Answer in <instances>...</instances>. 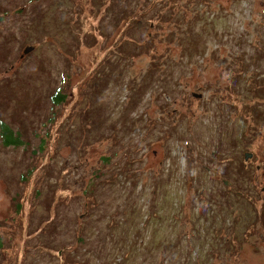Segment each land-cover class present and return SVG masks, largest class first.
Returning <instances> with one entry per match:
<instances>
[{
    "label": "rangeland",
    "instance_id": "1",
    "mask_svg": "<svg viewBox=\"0 0 264 264\" xmlns=\"http://www.w3.org/2000/svg\"><path fill=\"white\" fill-rule=\"evenodd\" d=\"M261 216L264 0H0V264H264Z\"/></svg>",
    "mask_w": 264,
    "mask_h": 264
},
{
    "label": "flooded vegetation",
    "instance_id": "2",
    "mask_svg": "<svg viewBox=\"0 0 264 264\" xmlns=\"http://www.w3.org/2000/svg\"><path fill=\"white\" fill-rule=\"evenodd\" d=\"M149 36L151 37L152 35L151 34H149ZM150 39H152V38H150ZM25 58V57H24ZM24 58H22V60L24 59ZM252 154V153H251ZM248 155V154H247ZM252 156H253V154H252ZM252 156H250V157H252ZM247 157V156H246ZM245 160H246V158H245ZM248 161V160H247ZM263 217L264 216H261V219H263ZM262 229L264 230V221L262 220ZM262 244H261V246H259V247H256V249H254L255 251H256V253H261L262 255H264V235H263V238H262V240L260 241Z\"/></svg>",
    "mask_w": 264,
    "mask_h": 264
},
{
    "label": "water",
    "instance_id": "3",
    "mask_svg": "<svg viewBox=\"0 0 264 264\" xmlns=\"http://www.w3.org/2000/svg\"><path fill=\"white\" fill-rule=\"evenodd\" d=\"M34 50H35L34 47H27V48L24 50L23 54H22V58H24L25 56L31 54L32 52H34ZM195 96H196L197 98H201V97H202L201 95H197V94H195ZM249 156H252V154L250 153V154L247 155V157H246V161L249 159Z\"/></svg>",
    "mask_w": 264,
    "mask_h": 264
},
{
    "label": "trees",
    "instance_id": "4",
    "mask_svg": "<svg viewBox=\"0 0 264 264\" xmlns=\"http://www.w3.org/2000/svg\"><path fill=\"white\" fill-rule=\"evenodd\" d=\"M153 24V23H152ZM139 26H143V25H141V24H139ZM147 41V40H146ZM149 41V40H148Z\"/></svg>",
    "mask_w": 264,
    "mask_h": 264
}]
</instances>
